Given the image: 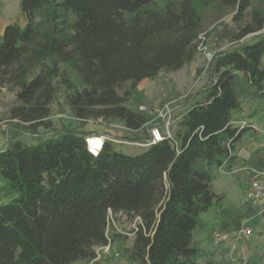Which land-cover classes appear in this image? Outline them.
Instances as JSON below:
<instances>
[{
  "label": "trees",
  "instance_id": "16d2710c",
  "mask_svg": "<svg viewBox=\"0 0 264 264\" xmlns=\"http://www.w3.org/2000/svg\"><path fill=\"white\" fill-rule=\"evenodd\" d=\"M20 9L26 24L0 37V89L12 97L0 147V264L89 263L123 237L108 234L118 214L135 219L120 247L128 264H236L206 253L197 234L209 226L204 213L226 211L214 182L243 164L236 143L264 140L253 122H232L244 111L237 73L258 91L246 117L264 122V0H20ZM202 37L205 80L184 97L190 106L170 136L152 143L164 118L140 108L137 86L191 62ZM53 104L78 125L54 127ZM89 120L130 135L104 134L92 155L85 138L97 133L81 127ZM114 141L142 150L127 154Z\"/></svg>",
  "mask_w": 264,
  "mask_h": 264
},
{
  "label": "crops",
  "instance_id": "0c3cea01",
  "mask_svg": "<svg viewBox=\"0 0 264 264\" xmlns=\"http://www.w3.org/2000/svg\"><path fill=\"white\" fill-rule=\"evenodd\" d=\"M26 15L20 9V0H0V37L8 24L22 28L26 24ZM264 60V58H263ZM234 91L243 102L244 111L233 115V124L241 121H251L264 135V122H257L256 118H247L250 112L248 102L254 100L258 91L247 84L243 75L237 73L233 80ZM205 94H198L194 100H203ZM190 104L184 111L189 108ZM236 154L243 162L230 172L220 171L214 182L215 189L224 196L223 208L225 213L218 214L215 208L203 214V219L209 226L198 232L201 248L213 255L214 259L229 258L236 264H264V237L259 236V226L264 224V198L255 203L245 199V185L254 173H264V140H248L236 143ZM251 228V235L240 239L236 249L231 252L232 236L241 228ZM217 229L229 236L219 245L211 241V232ZM198 262L203 263L200 258Z\"/></svg>",
  "mask_w": 264,
  "mask_h": 264
},
{
  "label": "rangeland",
  "instance_id": "374dc122",
  "mask_svg": "<svg viewBox=\"0 0 264 264\" xmlns=\"http://www.w3.org/2000/svg\"><path fill=\"white\" fill-rule=\"evenodd\" d=\"M228 21V19H227ZM211 52L208 39L205 37L201 39L198 45V50L195 58L186 64L184 67L177 71L166 72L161 71L157 76L152 79L142 80L137 88L141 93L140 102L142 105L140 108L150 115L164 114V123L160 127V132H169L170 128L181 115L188 104L182 105L184 97L192 94L197 88H199L205 80L203 67L207 62V53ZM118 92L123 93V88H119ZM197 97V95H196ZM11 93H8L5 89H0V140L1 145L5 142L4 129L8 123L6 115V108L11 101ZM131 107H135L133 101L127 103ZM50 116L54 127L59 128L62 125L76 126L77 121L70 115L69 111L65 107H59L57 104H53L50 109ZM169 123L167 126L166 123ZM86 131L97 133L98 136L104 134H110L111 136H129L130 132L121 123L105 124L102 121L89 120L81 126ZM39 134H45L47 131L43 128H38ZM20 139L26 143H34L37 138L29 134H23ZM114 148L127 154H136L142 150V147L136 144L114 141ZM3 185V181L0 180V187ZM108 228V234L113 232L120 233L123 237L108 244V249L103 247L97 248V258L89 263L74 262L72 264H128L120 254L121 246H129L132 241V234L129 230L135 226V219L131 220L129 217L118 214L116 220H111Z\"/></svg>",
  "mask_w": 264,
  "mask_h": 264
},
{
  "label": "built area",
  "instance_id": "2783aa9c",
  "mask_svg": "<svg viewBox=\"0 0 264 264\" xmlns=\"http://www.w3.org/2000/svg\"><path fill=\"white\" fill-rule=\"evenodd\" d=\"M202 39H204V37H202ZM210 57H211V52H208L207 53V59H210ZM159 116L164 117V114L163 115L160 114ZM245 123H246L245 121L240 122L241 125H244ZM166 125L168 126L169 123L167 122ZM166 134H167V136H170L169 132H166ZM97 136L98 135H89L85 138L87 150L92 155L98 154V152L100 151V149H101V147L105 141L104 137L101 136L103 138V140L99 144V146H97L95 144V141H94V139ZM150 138H151L152 143L162 139V134L159 131L158 127H152L150 129ZM0 145H1V140H0ZM244 195H245V199L247 201H251V202H255V203L262 201V199L264 198V173H254L253 175H251V177L249 178V180L247 181V183L245 185ZM251 233H252L251 228H247V227H243L240 230H238L231 238L232 239V242L230 245L231 252H233L236 249V244L240 239L251 235ZM210 237H211V241L213 242V244L219 245L223 240L227 239L229 236H227V234H225V233H223L217 229H214L211 232ZM108 247H109V245L103 246L104 249H108Z\"/></svg>",
  "mask_w": 264,
  "mask_h": 264
},
{
  "label": "bare ground",
  "instance_id": "6f19581e",
  "mask_svg": "<svg viewBox=\"0 0 264 264\" xmlns=\"http://www.w3.org/2000/svg\"><path fill=\"white\" fill-rule=\"evenodd\" d=\"M103 138L101 136H97L94 141H95V144L97 146H99V144L102 142Z\"/></svg>",
  "mask_w": 264,
  "mask_h": 264
}]
</instances>
